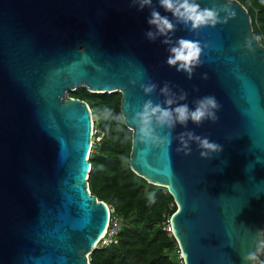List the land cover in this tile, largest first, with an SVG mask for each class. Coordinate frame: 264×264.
Instances as JSON below:
<instances>
[{"label":"water","instance_id":"1","mask_svg":"<svg viewBox=\"0 0 264 264\" xmlns=\"http://www.w3.org/2000/svg\"><path fill=\"white\" fill-rule=\"evenodd\" d=\"M153 7L173 19L158 0ZM230 8L214 27L177 25L173 40L203 49L189 79L166 63L164 37L147 38L151 9L132 0H0V264H91L109 210L88 187L92 113L69 94L80 86L121 92L130 168L173 196L185 264H264V44L245 5L231 0ZM165 82L174 98L187 93L179 102L193 110L196 99L215 96L219 119L177 124L168 147L145 144L132 117L148 99L166 106ZM151 83L157 88L145 94L141 85ZM189 130L222 150L201 157L193 141L190 154L177 151Z\"/></svg>","mask_w":264,"mask_h":264},{"label":"trees","instance_id":"2","mask_svg":"<svg viewBox=\"0 0 264 264\" xmlns=\"http://www.w3.org/2000/svg\"><path fill=\"white\" fill-rule=\"evenodd\" d=\"M248 9L253 31L264 44V0H239ZM71 96L89 104L95 141L89 153L88 186L107 202L122 224L115 240L99 244L90 253L91 264H176L177 242L164 223L176 209L166 186L148 182L129 165L132 130L120 110V91L93 92L84 86ZM260 261L264 263V234Z\"/></svg>","mask_w":264,"mask_h":264},{"label":"clouds","instance_id":"3","mask_svg":"<svg viewBox=\"0 0 264 264\" xmlns=\"http://www.w3.org/2000/svg\"><path fill=\"white\" fill-rule=\"evenodd\" d=\"M158 3L166 12L172 14L175 23L173 19L162 15L156 7H153V0H132L133 5H138V10H143L145 7L151 9L147 23L155 31L150 28L146 32L147 38L154 41L157 36L164 37L161 42L169 45V55L166 63L169 66L176 67L178 72H186L188 78L191 79L196 67L203 63L201 60L203 49L199 40L183 37L173 40L172 36L177 30V25L183 24L189 31L198 32L205 26L214 27L217 24L226 23L227 18L234 15V12L230 8L231 0H227V3L220 5L213 3L211 7H201V4L197 0H158ZM220 13H225V15L221 16ZM204 78H207V73L204 74ZM141 87L145 94H151L155 91L157 85L151 83L141 85ZM160 91L167 97L164 102L166 106L154 103L151 99H148L142 105L141 110L135 112L132 117L133 123L138 129V137L145 144H164L168 147L172 143L171 132L177 124L187 127L190 120L199 126L205 120L215 122L219 119L216 115V110L221 105L213 95H206L196 99L193 110L187 103L179 102L187 98V93L184 91H181L178 99L174 98L175 94L171 92L167 82H165ZM92 124H94L93 121ZM165 127L169 130L168 135L162 136L158 134L157 128L163 129ZM178 139L180 146L177 148V151H183L185 155L191 153L190 143L193 141L202 149L200 152L201 157H209L211 153L222 150L220 144L211 142L208 137H201L190 130L180 133ZM253 258V255L249 254L242 259L249 261Z\"/></svg>","mask_w":264,"mask_h":264},{"label":"built area","instance_id":"4","mask_svg":"<svg viewBox=\"0 0 264 264\" xmlns=\"http://www.w3.org/2000/svg\"><path fill=\"white\" fill-rule=\"evenodd\" d=\"M96 130H97V128L95 127V125L92 124V127H91V135L92 136H93V132H96ZM92 136H91V138H92ZM98 136H100V135H98ZM92 146H93V144H92V140H91L90 151H91ZM107 205H108V210H109L107 223H106V226L103 230L104 232H102L100 234L99 238L96 241V247L99 244L106 245V244H109L111 241H114L117 231L119 230L120 226L122 224H124L122 219L118 215L113 213V208L109 204H107ZM164 227L168 231H170V232L172 231L170 220H168L164 224ZM175 252H176L175 263L176 264H185L183 254H182L181 249L178 246V244L175 248ZM89 258H90V256H89Z\"/></svg>","mask_w":264,"mask_h":264},{"label":"rangeland","instance_id":"5","mask_svg":"<svg viewBox=\"0 0 264 264\" xmlns=\"http://www.w3.org/2000/svg\"><path fill=\"white\" fill-rule=\"evenodd\" d=\"M95 116H93V120H94ZM100 138V136H98L97 134H95V132H93V136H92V144H95V141H97ZM92 151V148H91Z\"/></svg>","mask_w":264,"mask_h":264},{"label":"bare ground","instance_id":"6","mask_svg":"<svg viewBox=\"0 0 264 264\" xmlns=\"http://www.w3.org/2000/svg\"><path fill=\"white\" fill-rule=\"evenodd\" d=\"M92 118H93V116H92ZM102 232H104V231H102Z\"/></svg>","mask_w":264,"mask_h":264}]
</instances>
